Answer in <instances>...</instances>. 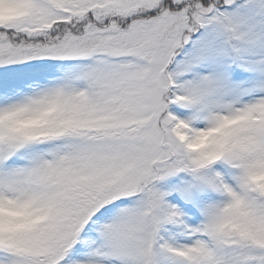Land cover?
<instances>
[{
  "label": "snow or ice",
  "instance_id": "snow-or-ice-1",
  "mask_svg": "<svg viewBox=\"0 0 264 264\" xmlns=\"http://www.w3.org/2000/svg\"><path fill=\"white\" fill-rule=\"evenodd\" d=\"M0 264H264V0H0Z\"/></svg>",
  "mask_w": 264,
  "mask_h": 264
}]
</instances>
